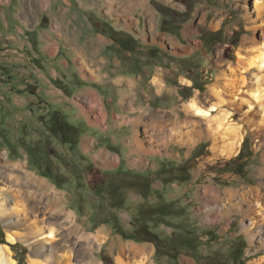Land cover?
I'll list each match as a JSON object with an SVG mask.
<instances>
[{"label": "rangeland", "instance_id": "1", "mask_svg": "<svg viewBox=\"0 0 264 264\" xmlns=\"http://www.w3.org/2000/svg\"><path fill=\"white\" fill-rule=\"evenodd\" d=\"M165 1L178 12L170 31L162 28V20L153 11L155 29L136 32L140 36L137 48L148 49H138L130 56V63L132 58L150 63L147 74L154 80L158 70L167 85L159 100L153 95L150 106L147 98L142 102L147 113L138 137L150 153L142 162L119 167L117 159L116 165L108 167L84 161L69 145L54 138L44 123L35 122L36 96L32 93L38 81L43 89L39 96H48V86L35 77V66L44 59L48 64L56 54L70 63L74 58L79 70L84 66L82 58L98 60L102 53L117 47L112 40L96 39L97 32L91 33L88 24L106 0H0V186L13 188L14 178L21 176L24 193L38 197L43 208L46 197L36 181H46L61 195L72 222L92 234L103 231L105 242L95 258L105 264H116L119 246L127 242L147 245L154 264L264 263L260 242L252 241L244 230V214L230 211L228 204L231 193L240 199L243 187L262 185L264 193L260 173L264 166V124L253 128L231 104L237 95L249 96L264 85V79L258 83L252 77L260 72L254 59L264 54V14L258 16L256 10L262 1ZM190 5H194L191 18L185 21L183 14ZM136 14L132 29L138 28ZM254 25L258 27L254 29ZM120 51L126 59L128 55ZM111 59L118 62L116 57ZM105 62H109L107 57ZM54 68L60 72L59 66ZM78 73L74 66L69 67L66 79L57 75V85L69 83L75 78L69 74L77 77ZM230 74L235 86L230 85ZM220 84L224 85L221 94L225 99L211 94V86ZM181 87L185 95L180 94ZM192 101L211 109L212 117L197 115ZM256 111L260 113L258 108ZM227 113L230 118H225ZM210 122L230 126L227 134L217 135L222 140L217 147L207 133L199 139L192 133L200 130L197 126L206 129ZM237 132H244L243 139L236 149H229L227 144L236 139ZM47 140L52 141L49 152L58 178L66 182L62 186L41 175L32 163L33 146H43ZM118 146L123 148L122 143ZM19 164L23 169L16 167ZM28 205L33 207L35 202L29 199ZM55 225L61 232V222ZM0 230L4 233L0 246L10 250L16 264H29V242L8 237L9 232L24 233L23 229L9 228L0 220Z\"/></svg>", "mask_w": 264, "mask_h": 264}, {"label": "crops", "instance_id": "2", "mask_svg": "<svg viewBox=\"0 0 264 264\" xmlns=\"http://www.w3.org/2000/svg\"><path fill=\"white\" fill-rule=\"evenodd\" d=\"M156 4L166 5V1L125 0L121 2L106 0L105 4H99L98 8L95 9L98 14H96V18L89 17L88 24L91 28L89 30L91 33L97 32L95 36L100 41L109 39L114 43V40L110 37V30L112 29L121 32L123 36H133L140 43V36L136 35L137 31L149 33L150 30L155 29L153 11L158 13L160 21L162 20V15ZM103 10H106L107 14H104ZM136 13H138V28L132 29V25L136 23L134 21ZM183 29H181V32H183ZM92 37L93 35L89 36L90 39ZM138 49L145 51L148 48L121 49L117 44L115 49L111 48L109 51L102 53L101 58L98 60L82 58L84 66L79 67V70H77V65L74 63V58V62L70 63L67 58L58 57V54H56L52 56L53 59L48 57V64L44 59L43 64L35 66V77L48 86V96L44 99L39 96L43 89L35 79L37 81L35 85L36 93L34 94L37 97H35V113L37 112L35 122L41 123L38 118L39 111H37L39 103L46 104L51 108H53L52 105L58 106L59 110L63 111L67 118L82 130L77 153L84 161L89 164L101 162V165L108 167L116 165L117 159L120 162L119 167L125 163L130 165V163L142 162L143 157L148 156L150 153L147 148H143V141L138 137L145 119V113H147V107L142 102L147 98V105L150 106L149 99L153 95L159 100L160 97L166 94L165 87L167 85L160 77L161 72L158 70H155L154 76L156 79L154 80H152L150 74H147L146 70L151 71L150 63L142 64L135 58H132L133 62L130 63V56L135 55L139 51ZM120 50L129 58L122 59ZM158 51L163 53L161 49H158ZM67 53H70V51H67ZM140 54L143 53L140 52ZM105 57L109 62H105ZM111 57H116L118 62H110L112 61ZM53 61L55 63H52ZM62 61L67 63L64 64ZM54 65L59 66L60 72H62L61 75L60 72L55 70ZM71 66L75 67L76 73L79 72L78 76L69 74L75 78L69 80V83L65 82L57 85V75L61 79H66L65 75H68ZM157 73L158 75H156ZM68 84L69 86H66ZM181 89L183 88L181 87L179 92L183 95ZM102 103L105 106L104 119L100 115L103 109ZM108 119L109 122L106 123ZM105 123L106 126L103 125ZM195 130L192 131L194 135L198 133L197 130L199 129ZM119 143L123 144V148L118 146ZM144 154L145 156H143Z\"/></svg>", "mask_w": 264, "mask_h": 264}, {"label": "bare ground", "instance_id": "3", "mask_svg": "<svg viewBox=\"0 0 264 264\" xmlns=\"http://www.w3.org/2000/svg\"><path fill=\"white\" fill-rule=\"evenodd\" d=\"M260 2V4L256 5V10L259 12L258 16L262 13L264 14V0H260ZM257 27L253 26L254 29ZM254 64L259 69L257 71L260 72L252 74V77L258 83H261L264 79V76L261 75V73H264V54L261 57H256ZM232 78L234 79V75L230 74V79ZM235 83L233 81L230 85L234 84L235 86ZM261 85L262 87L251 92V95H237L236 99L231 102L232 105L242 111L243 118L252 124L253 128L257 129L264 124V85ZM210 91L211 94L224 98V95L221 94L224 91L223 84H220L218 87L217 85L211 86ZM192 102L191 106L196 110V114L212 117L213 112H211V109L203 108L195 101ZM257 108L260 110V113L256 111ZM257 112L259 113V118H257ZM230 115V113H227L225 118H230ZM210 123L206 129H201L200 126H197L200 130H197L198 133H195V136L199 139L207 133L209 138L213 139L215 147H217L222 142V140L218 139L217 135L224 136L230 126L217 125L218 123L216 122ZM244 132H237L236 139L227 144L230 145L229 149L232 147L236 149L239 146ZM225 142L227 143V141ZM223 146L225 144L222 143ZM16 167L23 169V165L21 164ZM260 173L264 176V166L261 168ZM29 180L35 183L34 177H30ZM36 182H38L37 186L40 190L44 191V196L46 197V203L43 208L40 207L41 203L38 197L34 195L27 197V194L24 193L23 188L25 184L21 176L14 178L16 186L13 188L9 186V189L0 186V220L9 228L23 229L24 233L13 231L8 233V237L11 240L24 238V241L29 242V247L31 248L29 264H105L103 261L95 258L98 247H102L105 242L102 235L103 231L92 234L82 229L75 221L72 222L71 213L66 211L64 203L61 200V195L53 191L43 180ZM231 195L232 198L228 203L230 211L233 209L240 210L244 214V230L252 241L258 240L260 242V249H264L263 186L259 185L249 189L243 187L239 200L234 198V193H231ZM49 198L52 199L50 200ZM29 199L35 202L33 207H29ZM234 199H236V202ZM52 210L53 215H49L48 213L52 212ZM31 211L35 212L32 216L29 215ZM57 222H61V232H58L59 229L55 225ZM151 256V250L147 245H138L132 242L121 243L116 255V264H154ZM262 258H264V255ZM0 264H16L15 260L11 257L10 250L3 245L0 246ZM257 264L264 263L260 262Z\"/></svg>", "mask_w": 264, "mask_h": 264}, {"label": "trees", "instance_id": "4", "mask_svg": "<svg viewBox=\"0 0 264 264\" xmlns=\"http://www.w3.org/2000/svg\"><path fill=\"white\" fill-rule=\"evenodd\" d=\"M156 7L162 15V28L170 31L169 26L174 23V19L178 15V12L164 4H156ZM193 8L194 5H190L188 9L189 11L183 14L185 15V21L191 18L190 12H192ZM110 37L121 47V49L133 50L138 44L136 38L133 36H122L121 32L116 30H110ZM32 93L35 94L36 90H33ZM181 93L185 95L184 89H181ZM37 111H39V121L44 123L49 133H51L54 138H56L63 145H69L70 151L78 154L77 146L82 133L81 128L78 125L73 124L67 118V115L59 109H52L46 104L39 103ZM40 145L41 143H35V146L32 148V153L34 155L32 163L40 171L41 175L53 180L57 185L62 186L66 182H61L58 178V173L54 169L52 153L49 152V148L52 147V141L47 140L45 145ZM3 241L4 233L0 230V242Z\"/></svg>", "mask_w": 264, "mask_h": 264}]
</instances>
